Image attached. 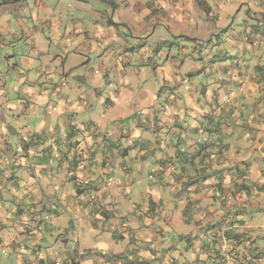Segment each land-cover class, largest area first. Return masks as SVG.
Instances as JSON below:
<instances>
[{
	"label": "clouds",
	"instance_id": "1",
	"mask_svg": "<svg viewBox=\"0 0 264 264\" xmlns=\"http://www.w3.org/2000/svg\"><path fill=\"white\" fill-rule=\"evenodd\" d=\"M0 264H264V0H0Z\"/></svg>",
	"mask_w": 264,
	"mask_h": 264
}]
</instances>
